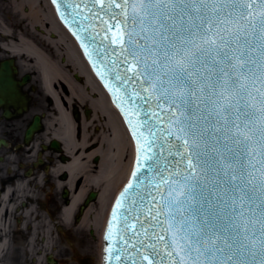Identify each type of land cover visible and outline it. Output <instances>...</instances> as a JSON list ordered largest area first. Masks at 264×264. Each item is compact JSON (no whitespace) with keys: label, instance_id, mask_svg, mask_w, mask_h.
Wrapping results in <instances>:
<instances>
[{"label":"snow or ice","instance_id":"6c2138e0","mask_svg":"<svg viewBox=\"0 0 264 264\" xmlns=\"http://www.w3.org/2000/svg\"><path fill=\"white\" fill-rule=\"evenodd\" d=\"M83 2L71 0L77 16ZM92 3L119 10L110 45L119 44L125 73L133 75L116 69V78L125 86L139 84L127 100L110 86L137 144L135 183L117 199L113 222L127 200L124 229H135L138 242L129 247L125 239V258L115 259L264 264V0ZM116 64L111 61L113 69ZM153 101L155 109L167 106L174 132L154 119ZM172 140L180 143L169 147ZM145 208L155 221L147 229L139 220ZM133 214L139 229L128 224ZM112 235L110 222L106 239Z\"/></svg>","mask_w":264,"mask_h":264},{"label":"flooded vegetation","instance_id":"af4514ba","mask_svg":"<svg viewBox=\"0 0 264 264\" xmlns=\"http://www.w3.org/2000/svg\"><path fill=\"white\" fill-rule=\"evenodd\" d=\"M15 27L8 23L0 25V32L6 28L11 34L6 39L0 34V199L8 192L10 204L19 200L17 210L5 212L11 219L10 233L8 230L6 233L11 237L12 225H19L23 242L27 228L22 223V212L32 202V194H38L34 205L58 234L65 228L61 223L58 226L57 216L69 204L73 193L83 189L75 210V223L96 203L99 188L91 180L98 175L103 156L114 153L116 142L112 127L95 111L91 102L93 94L83 87L82 76L71 69L65 53L57 54L46 48L39 40L38 26L31 28L35 32L31 35ZM20 37L27 46L43 49L48 65L60 70L63 78L56 80L57 75L50 69L42 72L29 57L2 48L14 45L13 50L19 49L23 46L18 41ZM70 86L74 88L73 94L81 93L87 103L70 95ZM71 126L73 132L69 137L66 130ZM127 162L128 153L124 151L121 171L127 168ZM109 164L113 168L112 160ZM70 169L77 173L71 175ZM89 235L94 236L92 230Z\"/></svg>","mask_w":264,"mask_h":264},{"label":"bare ground","instance_id":"6f19581e","mask_svg":"<svg viewBox=\"0 0 264 264\" xmlns=\"http://www.w3.org/2000/svg\"><path fill=\"white\" fill-rule=\"evenodd\" d=\"M5 4H8L13 15H15L25 26H28L31 31L30 35L35 33L31 28L38 26L40 32V41L46 46L50 51L56 52L57 54L62 51L65 53L66 57L70 62V67L78 73L83 78V87L88 91L89 94H93L94 100L91 99L92 105L95 111L99 112L104 118H106L109 125L112 127L114 133V141L116 142L115 150L113 154H106L102 158V163L98 175L92 181V184L99 188V197L95 204H91L81 216L80 220L76 224V230H82L83 232L91 229L95 237L99 238V260L101 257L102 249V232L106 224L108 213L112 202L115 198L116 192L122 187L126 182L130 170L132 168V158H133V144L122 125L121 119L116 115L111 106L107 96L100 89V85L96 79L92 77L88 71L83 59L81 58L73 39L70 37L68 32L63 28V26L57 22L54 14L53 6L49 0H3ZM2 22V23H1ZM4 22L0 20V25ZM10 30L4 29L0 32L3 37L8 38L11 36ZM52 34L54 39H48L44 35ZM18 41L23 44L19 49L13 50L16 46L10 45L2 46L4 50L8 52H15V54H21V56H27L32 59L37 66V68L44 72L50 69L54 72L56 80L63 78L61 76V71L50 67L48 65L47 59L44 57L43 49L34 48L27 46L26 40L22 37L18 38ZM47 64V65H46ZM24 66V63H22ZM70 95L75 96L77 100L86 102L87 100L83 98L81 93L75 92L73 94L74 88L72 86L68 87ZM76 90V89H75ZM56 95L57 92L53 91ZM74 100V99H73ZM75 101V100H74ZM87 103V102H86ZM67 133L69 137L72 136L73 127L67 128ZM72 146V145H71ZM126 151L128 156L131 157L127 164L128 169L122 168V155ZM109 157V158H108ZM109 160L114 163L113 168H109ZM57 170V169H56ZM71 175L77 173L76 170L70 169ZM127 172V173H126ZM19 188V186H18ZM58 188V186H57ZM83 194V189H81L77 194L73 193L68 205L62 208L60 216L57 220L67 229H71L75 226V210L80 203L81 196ZM38 196V194H37ZM37 196L32 194V202L29 205H25L23 210L22 223L26 227V239L22 242L20 240V229L19 225H12V235L9 237L10 233V222L11 219L5 212L12 211L14 208L17 210L18 199L15 200L14 204H10V199L8 197V192H6L0 199V264H24L28 257L32 259V264H43V259L49 256L53 261L58 258L61 253L56 250L58 244L61 243L62 239H68L65 231L60 230L61 235L57 240L54 236L55 230L50 221H46L44 217L34 205L33 200L37 201ZM44 206V205H42ZM21 215V213H20ZM50 220L52 216L48 217ZM3 232V233H2ZM2 233V234H1ZM4 234V235H3ZM41 237L42 245L38 248L37 241ZM78 258V256H74ZM61 264L67 263L64 258L60 259Z\"/></svg>","mask_w":264,"mask_h":264},{"label":"water","instance_id":"95a60500","mask_svg":"<svg viewBox=\"0 0 264 264\" xmlns=\"http://www.w3.org/2000/svg\"><path fill=\"white\" fill-rule=\"evenodd\" d=\"M79 2L80 0H77V3ZM70 4H71V0H56V3H53L56 9V12L59 18L61 19V21L65 24L68 30L71 31L72 34L74 32L76 33V35L74 34L73 35L75 36L76 40L81 46L86 59L89 61L91 67L93 68V71L98 76V78L100 79V81L105 86L108 93L110 94L114 104L117 106L118 101L116 99V96H114L113 91H110V86L113 87L114 90L119 89L120 91L117 93V95L124 96L126 100L128 99L127 94H130L134 90V88L135 89L139 88V84L134 85L133 83H129L127 86H125L116 78L117 76L116 69L119 70V74L121 76H125V75L132 76L133 75V72L125 73V66H122V57L120 56V53H119V49H120L119 44L110 45V39L113 38V34L117 32V29L114 27V25H117L120 23V20L118 19L119 10H116V14H113V10L110 8L105 7L103 10H101V6L100 5L94 6L92 3V0H84L83 4H81V9L83 10L82 14L77 16L76 13H74L71 7L69 6ZM84 4H87L86 9H84ZM58 5H59V10H58ZM61 13H64L63 17L61 16ZM85 16H87L88 18L85 19L84 18ZM110 26H113L111 27V31L106 32L105 29L109 28ZM77 35L80 37L79 39L77 38ZM93 37L95 38L93 39ZM105 37H108V39H106ZM84 46H87L88 52L91 54L90 56L85 53ZM111 61L117 62L115 69L112 68ZM98 71H104L105 73L104 77H101L100 75H98L97 74ZM140 103H141V107L146 109V106L143 104V102L141 101ZM154 104H155V101H153V109H151L157 112V116L154 117V119L158 120V122L162 125V127H165V128L172 127L173 132H174L175 131L174 126H171L168 124L169 116H168L167 106H163L162 110H160V109H155ZM124 106L125 108H127L128 104H125ZM117 108L119 109L121 115L125 119L124 113L121 111V108L118 106ZM140 118L143 119V113H141ZM133 119H135V117H133ZM128 128H129V125H128ZM129 130L132 135V131L130 128ZM141 131H143L145 135H148V130L146 128H142ZM153 131H157V129H153ZM133 139L136 145V159H137V144H136V140L134 137ZM179 143L180 142L177 140H172L171 143L169 144V147H171L172 145H177ZM175 159L179 160L180 159L179 155H177ZM172 163L174 164L175 161H172ZM135 168H136V160H135L132 173L133 171H135ZM130 181H133L135 183V181L133 180L132 174H131L129 182ZM123 190L120 192L118 198L120 197ZM149 191H153V190L149 189ZM153 194L155 195L154 191H153ZM157 199H159V197H157ZM115 205H116V202L111 210L107 229L104 235L105 245H104L103 264H120V262H118L115 259V256L120 255L122 259L125 258L124 253L127 251L126 246L123 242L125 239H127L130 242L129 247L131 244L138 242L137 237H134L132 235V232L135 229L129 228L127 232H125V229H124V214H125V209L128 207V201L126 200L122 208L117 211V220L113 222V211L115 209ZM141 211L144 213V215H141L139 217V220H140V223H143L144 228L147 229V228H150L151 226H154L155 221H153L151 217H147V209L146 208L141 209ZM133 216L134 214L129 215L128 224L130 226L135 224L136 229H139L140 223H137L136 220L133 218ZM161 219H163V217H161ZM110 222L113 223V235H112L111 240L106 239ZM156 231L159 232L160 230L157 228ZM149 235H152L151 231H149ZM167 238L170 240L171 234H168ZM110 247L113 250L112 253H109L107 251V249ZM110 256H111V259H109ZM50 264H52L51 261H50Z\"/></svg>","mask_w":264,"mask_h":264},{"label":"rangeland","instance_id":"374dc122","mask_svg":"<svg viewBox=\"0 0 264 264\" xmlns=\"http://www.w3.org/2000/svg\"><path fill=\"white\" fill-rule=\"evenodd\" d=\"M8 4H5L3 0H0V20L4 21V23H8L11 26H16L17 29H23L24 34L28 35L31 33L28 26H25L15 15L12 14ZM10 20V22H9ZM24 25V27L22 26ZM130 156H128L129 162ZM127 162V164H128ZM60 215L57 216V219ZM60 221V220H59ZM75 226L69 231L65 229L63 231L67 232V239H62L61 243L58 244V248L56 250L60 251L61 255L54 259V264H61L60 259L64 258L67 260L65 264H99V238L98 236H90L89 232L91 229L83 232L82 230L77 231ZM58 226H62L59 222ZM60 235V234H59ZM58 232L54 233L56 239H59ZM41 237L38 238L37 245L40 248L42 245ZM78 256L75 258L74 256ZM24 264H32V259L30 257L27 258L26 263ZM43 264H47L46 258L43 259Z\"/></svg>","mask_w":264,"mask_h":264}]
</instances>
